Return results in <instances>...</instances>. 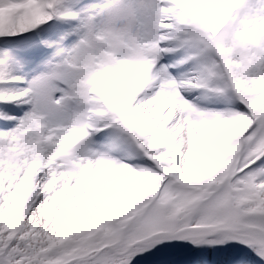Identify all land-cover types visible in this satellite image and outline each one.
I'll list each match as a JSON object with an SVG mask.
<instances>
[{
    "label": "snow or ice",
    "instance_id": "obj_1",
    "mask_svg": "<svg viewBox=\"0 0 264 264\" xmlns=\"http://www.w3.org/2000/svg\"><path fill=\"white\" fill-rule=\"evenodd\" d=\"M0 264H264V0H0Z\"/></svg>",
    "mask_w": 264,
    "mask_h": 264
}]
</instances>
